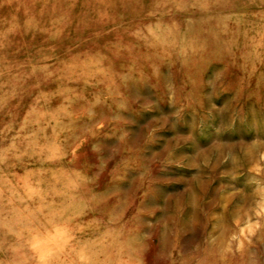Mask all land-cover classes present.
<instances>
[{
    "label": "rangeland",
    "instance_id": "374dc122",
    "mask_svg": "<svg viewBox=\"0 0 264 264\" xmlns=\"http://www.w3.org/2000/svg\"><path fill=\"white\" fill-rule=\"evenodd\" d=\"M13 2L0 264H264V0Z\"/></svg>",
    "mask_w": 264,
    "mask_h": 264
},
{
    "label": "clouds",
    "instance_id": "9594fccd",
    "mask_svg": "<svg viewBox=\"0 0 264 264\" xmlns=\"http://www.w3.org/2000/svg\"><path fill=\"white\" fill-rule=\"evenodd\" d=\"M20 7H22V5L14 3L13 0H4V3L0 4V9L3 10L6 19L8 16L15 18Z\"/></svg>",
    "mask_w": 264,
    "mask_h": 264
}]
</instances>
